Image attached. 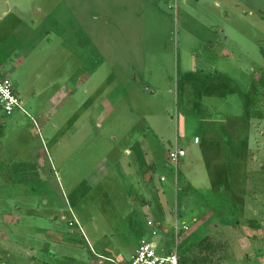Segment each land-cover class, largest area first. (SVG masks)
Wrapping results in <instances>:
<instances>
[{"label": "rangeland", "instance_id": "rangeland-1", "mask_svg": "<svg viewBox=\"0 0 264 264\" xmlns=\"http://www.w3.org/2000/svg\"><path fill=\"white\" fill-rule=\"evenodd\" d=\"M201 44L226 48L228 63L215 61L208 70ZM262 53L264 0H0V60L26 111L0 113V173L17 180L20 171L23 181H6L0 194L31 192L40 212L33 220L21 212L20 227H53V212H64L67 220L59 223L70 229L71 210L78 223L73 227L85 235L83 252L92 258L91 249L102 253L100 264L125 259L138 246L136 234L175 247L178 264H264V180L257 171L264 161V89L250 104L259 142H250L257 162L248 174L234 158L203 162L189 137L176 134L190 114L199 118L190 129L201 134L211 112L230 116V126L236 122L237 101L248 100L241 96L242 79L262 73ZM82 74L92 79L66 102L63 85L76 90ZM176 142L189 153L177 166L167 160ZM187 176L194 186L184 182ZM245 185L254 187V196L237 198L230 208L241 220L235 230L206 228L185 244L155 225L159 235L151 236L147 221L155 216L157 198L173 209L170 221L175 209L179 213L174 203L181 206L187 196L201 211L208 203L217 209L227 204L224 190L237 195ZM0 219V227H16L11 217ZM248 219L259 226L253 233H247Z\"/></svg>", "mask_w": 264, "mask_h": 264}, {"label": "crops", "instance_id": "crops-1", "mask_svg": "<svg viewBox=\"0 0 264 264\" xmlns=\"http://www.w3.org/2000/svg\"><path fill=\"white\" fill-rule=\"evenodd\" d=\"M175 1V0H173ZM184 3L186 0H182ZM226 41V36L222 37ZM110 56H114L115 48L113 45L114 42V36H111L110 39ZM223 44V43H220ZM218 45V44H217ZM205 48L206 51H208V70H213L215 61L218 62L220 60L222 63H228L226 57L229 56L228 50L224 47H217L215 48L214 45L208 44V45H202ZM5 60H0V70H4L6 68ZM117 66V65H115ZM211 72V71H209ZM7 71H3L2 75L0 77H6L8 78V75L6 74ZM95 73V72H94ZM247 74V73H245ZM254 75H246L242 80L244 82L242 83L245 92L242 93L243 96H247L248 100L243 101V98L240 101H237L236 105H238L239 108H236L235 113L233 114V118L236 119V122H233V124L230 126V123H228L227 119L230 118V116L227 115H220L217 112H211V115L207 117L204 121V128L206 129L205 134L198 133L196 131L192 132L190 128L195 125V122L199 120L198 117H196L194 114H190L188 117H183L182 123H181V129L182 131H177L178 135L188 136V142H191V146L193 150H197L199 153H201V157L203 159V162L206 160H211V164H215L216 162H226L229 158H234L237 163H240L242 165V169L248 174V171L250 169H254L253 162H257L256 152L250 147V142L254 141L256 144L259 142L258 136L259 134L253 129V121L256 119V115L254 111H250L251 105L253 106V102L255 99V94L259 93L261 90V87L259 83L257 82V74L253 73ZM92 75H87L78 77V86L76 87V90L73 88L68 90L69 87L65 88L63 85L64 92L66 94V102L69 101L70 98H73V94L77 92L82 86H85L86 82H89L92 79ZM208 82L212 83L214 81V75L211 74V76L208 78ZM67 82V81H65ZM256 82L258 85H256ZM208 83V84H209ZM73 87V86H72ZM16 91L15 87H13ZM66 89V90H65ZM17 92V91H16ZM58 93V92H56ZM18 94V92H17ZM19 96V95H18ZM208 106L211 104L209 101L214 100L212 97L208 99ZM253 101V102H252ZM235 104V102H234ZM248 104V105H247ZM251 104V105H250ZM230 115V114H229ZM232 117V116H231ZM262 120V118H259ZM219 122V123H216ZM223 125L222 128H217V125ZM233 127V128H230ZM74 135V134H72ZM4 131L0 138L4 137ZM192 139H191V138ZM198 137L199 141L198 143L194 142V138ZM216 137V140L214 138ZM176 138V137H175ZM179 141L178 137L177 140ZM174 146L167 149V151L171 150L173 147L178 146L179 148H182L185 150L186 155L182 159H180L178 164H183L185 162V159L189 156L188 150L186 148H183L182 146H179V142H176ZM252 145V144H251ZM1 147V145H0ZM223 148V149H222ZM133 149V147H132ZM192 150V151H193ZM219 151V152H218ZM236 157V158H235ZM240 160V161H238ZM264 163V161L259 163V169L257 171L261 172L260 166ZM252 167V168H251ZM214 177L216 176V172H213ZM15 177H13L10 180H4L2 174L0 173V187L3 189L7 182H10L12 180V184L20 185L22 184L21 172L19 171L18 174H15ZM4 180V181H2ZM28 183H31V177L25 178ZM7 181V182H6ZM193 180L189 176H187V179L184 180V182H187V184H191ZM230 180L226 178V182H229ZM225 182V183H226ZM247 182V181H246ZM176 184V180H175ZM250 184V180H249ZM194 186V185H193ZM218 187L221 188L220 185ZM254 187L250 188L248 185H245L244 188H242L241 192L237 195L234 194V192L231 190L232 193L228 194L229 196L225 195L226 191L224 190L223 200L226 201L227 204L222 203L223 205H216L215 207H218L217 209H213V204L208 203V206L205 204L204 210L201 211V207L196 202L195 198L191 196H187L182 199L181 206L177 204V202L174 203V206L179 207V213L176 212L173 216H171V220L169 221L168 218V212L173 211L171 207H164L163 204L160 203V199L157 198L156 201H158L156 204L158 207L156 209H153V212L155 213V216L151 218L154 225H156L160 233L165 235H171V227L174 224V222L179 223V225L184 224L186 226V230H181L180 236L182 243L191 240L195 235L202 233L204 229L210 230L212 227H221L228 230H235L239 224L241 223V220H236L233 216L237 215L232 209V207L236 206V200L237 198H245L246 200H251V197L254 196ZM200 190V188L197 186V189L193 187V190ZM206 189L208 190V182L206 184ZM226 189V188H225ZM211 191L216 190V188L210 189ZM217 191L218 188H217ZM217 193V192H214ZM10 194V195H9ZM14 193H7V197L3 195V193L0 194V206H2V215H0V218L5 217H11L13 224H16V227H0V264H100V259L106 258L102 253L98 252L96 249H91V254L94 258L89 257V255H85L82 249V241L81 237H85L84 232L81 234H77V229L73 226H70V229H65L62 227L61 223L59 221H65L67 220V216L64 212H59L57 214L53 212V219L55 221V224L53 227H41V226H31V227H20V223L22 221V213L26 212L29 214L31 220L37 215H40L39 211H35L34 203L36 196L32 194L31 192L27 193H21V195L14 194ZM13 196V197H12ZM9 200L8 204H4V201ZM27 201L24 203H20V201ZM245 201V200H244ZM143 202H146V208L148 207V201L144 200ZM24 204V205H22ZM34 207V208H33ZM244 207V206H243ZM24 208V209H22ZM221 208V210L219 209ZM238 208V204H237ZM182 210V211H181ZM217 210V211H216ZM12 213V215L10 214ZM70 214L72 215V211L70 210ZM59 216V218H57ZM59 219V220H58ZM188 221H187V220ZM2 220V219H0ZM15 221V222H14ZM147 221V223H148ZM246 230L252 231V233L257 229L258 224L254 219L252 220H246ZM69 225V221H68ZM148 226V225H147ZM213 228V229H214ZM135 229H133L134 231ZM168 231V232H167ZM136 232V231H135ZM139 236V240L142 239V236L140 234H136ZM172 236V235H171ZM248 238H255V235H249L247 234ZM165 238V237H164ZM92 239L95 242L94 244L97 245V248L100 249L101 247V240L99 236H95V231H92ZM245 238L238 239L240 240V243L244 242ZM86 243H88L87 239H85ZM238 242V243H239ZM185 243V244H186ZM89 246V245H88ZM138 247V246H137ZM137 249V248H136ZM136 249L131 252L125 259L121 258L118 263L116 264H126L130 258V256L136 251ZM160 253L166 254L172 250L171 248H164L159 247ZM97 258V260L95 259Z\"/></svg>", "mask_w": 264, "mask_h": 264}, {"label": "built area", "instance_id": "built-area-1", "mask_svg": "<svg viewBox=\"0 0 264 264\" xmlns=\"http://www.w3.org/2000/svg\"><path fill=\"white\" fill-rule=\"evenodd\" d=\"M22 113L26 115V111L23 108L20 98L17 92L14 90L10 80L6 77H0V113L2 116H12L14 113ZM199 138H194V142L198 143ZM186 152L178 146L173 147L167 152V160L169 163L177 166L180 159L185 157ZM177 209H175V213ZM72 220L69 221V226L78 225L75 216L72 213ZM147 225L151 228V236L159 235V228L156 229L152 221H148ZM78 231L83 234L80 227H77ZM184 224L174 222L171 227V233L173 235L175 243L179 240L181 230H186ZM159 246L152 243L145 238L140 239L136 251L130 256L126 264H178V256L176 248L174 247L170 252L162 254L159 252Z\"/></svg>", "mask_w": 264, "mask_h": 264}, {"label": "trees", "instance_id": "trees-1", "mask_svg": "<svg viewBox=\"0 0 264 264\" xmlns=\"http://www.w3.org/2000/svg\"><path fill=\"white\" fill-rule=\"evenodd\" d=\"M262 57L264 58V53H262ZM257 82L259 83L260 87H262V89H264V70L262 71V73H260L258 76H257ZM253 102V101H252ZM257 99L255 98L254 99V102L253 103H257ZM256 114V113H255ZM3 134V129L0 128V137L2 136ZM260 169H261V173H263V180H264V163L260 166Z\"/></svg>", "mask_w": 264, "mask_h": 264}]
</instances>
